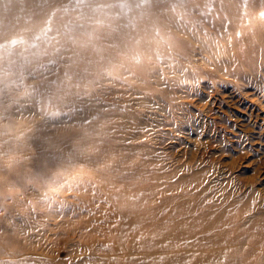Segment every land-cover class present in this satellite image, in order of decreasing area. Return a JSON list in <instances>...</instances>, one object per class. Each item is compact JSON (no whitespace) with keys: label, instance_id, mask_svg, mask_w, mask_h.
<instances>
[{"label":"rangeland","instance_id":"obj_1","mask_svg":"<svg viewBox=\"0 0 264 264\" xmlns=\"http://www.w3.org/2000/svg\"><path fill=\"white\" fill-rule=\"evenodd\" d=\"M120 1H2L11 6L12 23L11 35L2 39L0 33V59L11 64L0 74V125L11 127V146L66 142L70 157L43 171L35 158L16 153L3 161L0 154V264H125L126 256L133 257L131 264H264V42L253 49L240 38L250 32L251 6L233 7L227 3L232 0H159L150 17L147 3L140 1L146 11L128 22L99 8ZM86 14L100 24L92 27L96 38L80 46L72 18ZM149 21L157 42L135 76L123 55L140 44L139 29ZM228 55L235 56L230 65ZM224 89L237 95L221 99L241 112L239 118L223 108L222 116L216 114L211 98ZM243 101L245 110L237 108ZM123 103L128 108L112 112L110 104ZM144 105L175 113L172 124H148L145 136L154 163L173 167L176 174L149 177L145 184L152 186V196L132 206L135 197L117 195L99 179L104 170L77 163L70 135L81 131L76 120L91 119L120 135L119 122L135 126L128 110L138 114ZM153 111L148 107L146 116ZM21 129L35 135L31 142L20 143ZM128 177L119 184H137ZM124 209L138 217L133 221L138 234L172 230L182 237L166 244L155 238L146 248L151 253L138 244L140 253L132 254L119 219L95 220L106 210Z\"/></svg>","mask_w":264,"mask_h":264},{"label":"bare ground","instance_id":"obj_2","mask_svg":"<svg viewBox=\"0 0 264 264\" xmlns=\"http://www.w3.org/2000/svg\"><path fill=\"white\" fill-rule=\"evenodd\" d=\"M6 0H0V33L3 34L2 39L6 38V35H11V23L12 21L9 20L11 18V6L6 5L3 2ZM9 1V0H8ZM136 1V2H133ZM142 1L147 3V11L144 7H139L138 3ZM159 0H121V3H116L113 5H101L99 8L103 11H107V9L114 11L117 15H120L124 20L127 22L129 19L135 18L136 15H138L141 11L145 12V16L152 15V12L155 9V3H157ZM250 1V2H248ZM233 7H237L243 3L246 2V4H249L250 12L252 13L251 21L249 22V31L245 32L244 34H241L242 39H246L247 41L251 42V48L258 47L262 42H264V16L260 14V12L264 9V0H232L228 1L227 3H232ZM11 3V2H9ZM108 10V11H109ZM259 12V13H258ZM155 13V11H154ZM153 13V14H154ZM41 15V14H40ZM75 15V13H73ZM42 16V15H41ZM246 16H242L243 20H245ZM152 20V19H150ZM72 22H75V31L74 32V39H77V42L80 46L84 43V40H94L92 37L97 36V32H95V29L92 28L94 26H97L100 22L91 15H85L82 19L78 17L77 15L72 18ZM41 23V22H40ZM43 23V22H42ZM154 22L149 21L146 28H140L139 31L142 32L141 41L139 45L132 46L129 50H127L123 55V61L127 65H131L132 72H134L136 76V72L139 68H141L142 63L145 62L147 59H150L151 57V51L148 52V48L150 45L155 42V38L149 33L152 30V27ZM124 26V23L123 25ZM58 29V28H57ZM60 30V29H58ZM257 33V34H256ZM38 33H35V35ZM81 34V35H80ZM139 39V37L135 38L136 42ZM6 41V40H5ZM29 41V40H27ZM22 41L23 45L30 44V42ZM67 42L73 43L70 41V38L67 39ZM75 43V45L77 44ZM126 46H130L128 41H126ZM257 45V46H255ZM3 48L8 49L7 51H11V45L8 47L5 45ZM195 52V51H194ZM24 53V52H23ZM196 53V52H195ZM232 54H234L232 52ZM248 54L251 55V49H248ZM222 57V55H216L215 59L219 61V59ZM198 58V57H197ZM227 58L229 59L230 56L228 55ZM199 59V58H198ZM235 62V56L232 55L229 65L233 62ZM10 63H7L6 61H3L0 59V74L3 72H7ZM122 69V68H121ZM60 72L58 71V80L60 78ZM123 71L121 70H115L113 74H116L119 78H125L123 76ZM141 73L142 70H138V73ZM70 79V77H68ZM37 84H32V86H35ZM260 85H264V83H260ZM58 86L56 88V91L58 92ZM56 94V93H55ZM59 98L55 96V100ZM109 107V106H108ZM110 107L112 109V112H116L117 108L126 109L128 108L127 103H123L122 105H115L110 104ZM150 107L154 109L153 114H148L146 116L147 108ZM143 111H138V114L132 110H128L127 115L132 117L133 120H135V123L133 127L126 126L125 121L119 122L120 128H119V134L117 136H113L109 133L111 131V126L104 127L101 124H93L94 121L91 119L88 122H80L79 120H76L75 126L81 125V131L80 132H73L70 136H75V142L77 144V147L74 149L76 156L77 163H83L85 165V169L91 170V168L94 169H101L103 171V175L100 176L99 179H103L108 182L111 189L114 193L117 195L123 196H133L135 197V201H132V206H134V203L141 205V202L145 199L150 198L152 193V186L145 184L147 183L149 177H153L155 175H163L168 176V174L171 173V175H175L176 171L175 169H172L168 167L169 169H166L167 165H156V162L154 163V155L152 152V144L150 143V139L145 136L146 130L148 129L147 125L152 124L154 121V125H158L159 127L166 124H172L171 120L174 117V112L171 109H165V114H163L161 111L162 108L156 106V108L151 107L150 105H144L142 108ZM143 112L140 117L139 113ZM156 115H159L156 116ZM144 116V117H143ZM130 117V118H131ZM182 117V115H181ZM180 117V118H181ZM39 119H36L38 121ZM108 124V123H107ZM32 126H38V125H32ZM11 127H8L6 125H0V154L5 155V159H10L11 155H16V153L24 154L27 157H32L37 159L38 162H40L39 167L43 169V171L48 170L55 162L61 161V159H69L70 156H68L70 144L66 142H56V141H50L53 145H31V144H22V148L18 149V146H11ZM21 136H20V143L25 142H31L33 137L32 133H30L27 130L21 129ZM14 141V140H13ZM19 145V144H17ZM10 153V154H8ZM58 156V157H57ZM60 159V160H59ZM213 165V164H212ZM67 165L59 166V169L66 168ZM98 169V170H99ZM216 169V168H215ZM40 171V170H38ZM42 172V171H41ZM49 172V171H47ZM118 172L115 177L122 180L124 176H129L130 178H135L137 184L126 186L123 184H119V182L115 185L112 183V180L114 179L113 173ZM1 177V176H0ZM215 177V176H214ZM217 178V177H216ZM143 181L142 183H138L139 181ZM124 186V187H123ZM222 186V185H221ZM236 186V185H235ZM232 187V186H231ZM138 194L135 196V194ZM8 203H4V206H6ZM130 210L120 211L123 213L120 214V212L115 213L114 210H106V214L104 213L105 217L97 218L95 220L98 221H112L113 219H119L120 220V230L121 234H125L127 239V246L130 249L129 251L132 254L140 253L141 250H145L147 253H151L150 249H146L147 247L151 246L150 244L154 241L155 238H159L162 242L165 244L167 242H174L173 237L179 236L182 237L178 232L171 231H162V232H153V234H138L136 232L138 225L134 224L133 221L135 219H138L136 215H132L129 213ZM117 214L118 217H117ZM142 216V215H141ZM155 217L153 216V220L155 221ZM91 219L87 218L86 222H89ZM123 220V223L121 221ZM143 236V238H140ZM216 236V234H215ZM162 237V238H161ZM140 239V241H139ZM152 239V241H151ZM146 242V243H145ZM114 244V243H113ZM111 244V245H113ZM140 244H143L145 249H142L139 247ZM164 245L160 246V249L163 248ZM140 248V249H139ZM222 253H226L222 250ZM221 253V254H222ZM152 254H155V250H153ZM136 258H139L136 256ZM135 263L133 260V257L126 256V263L125 264H131Z\"/></svg>","mask_w":264,"mask_h":264},{"label":"snow or ice","instance_id":"obj_3","mask_svg":"<svg viewBox=\"0 0 264 264\" xmlns=\"http://www.w3.org/2000/svg\"><path fill=\"white\" fill-rule=\"evenodd\" d=\"M261 15L264 16V13H261ZM205 87L207 88L208 85L205 84ZM231 91H232L231 89H224L221 94H218L217 96L211 98V104L217 106V112H216L217 115H221V116L223 115V113L220 111V108H223L224 112L232 113L233 119H236V118H239L241 116V112H237L235 109L229 107L228 99H231V100L237 99L236 94L229 95L231 93ZM221 95H223L224 97H227L228 99L222 100ZM202 99L204 101H208L209 97L202 95ZM246 105H247V101H243V102L237 104V108H239L241 110H245ZM192 111L195 112V109H193ZM261 115L264 116V113H261ZM243 118L245 119V121H247L246 116ZM224 119L226 120L227 117H224ZM229 126L232 127V125H229ZM209 131H211V129H209ZM236 131L239 132V129L237 128ZM204 138L207 139V136H205ZM235 139H239V136L235 137ZM257 147H259V145H257Z\"/></svg>","mask_w":264,"mask_h":264}]
</instances>
